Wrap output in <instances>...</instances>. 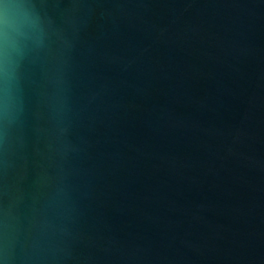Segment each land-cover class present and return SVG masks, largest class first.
<instances>
[{
  "label": "water",
  "instance_id": "water-1",
  "mask_svg": "<svg viewBox=\"0 0 264 264\" xmlns=\"http://www.w3.org/2000/svg\"><path fill=\"white\" fill-rule=\"evenodd\" d=\"M0 264H264V0H0Z\"/></svg>",
  "mask_w": 264,
  "mask_h": 264
}]
</instances>
